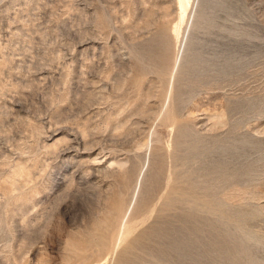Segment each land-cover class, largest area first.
I'll return each instance as SVG.
<instances>
[{"label": "rangeland", "instance_id": "rangeland-1", "mask_svg": "<svg viewBox=\"0 0 264 264\" xmlns=\"http://www.w3.org/2000/svg\"><path fill=\"white\" fill-rule=\"evenodd\" d=\"M262 128L264 0H0V264H216Z\"/></svg>", "mask_w": 264, "mask_h": 264}, {"label": "bare ground", "instance_id": "bare-ground-1", "mask_svg": "<svg viewBox=\"0 0 264 264\" xmlns=\"http://www.w3.org/2000/svg\"><path fill=\"white\" fill-rule=\"evenodd\" d=\"M178 1L182 12L185 13L189 0ZM185 129V124L179 126V137L186 133ZM262 133L264 134V131ZM240 172H234L236 176L231 184L232 190H229L231 193L229 202L221 198L218 204H215L217 212L216 264H264V185L261 184L262 182L258 183V181L253 184L254 179L252 180L250 176L251 172L250 174L248 171L243 174ZM191 190L184 187H174L170 192V198L165 206L166 209L170 210L182 204L193 205L199 197L192 194ZM228 203L231 204V208H228ZM182 219L188 221L189 216H183ZM181 223L183 224L182 221ZM127 232V235L122 234L121 231L116 233L118 235L116 241H114L116 245L126 243V249L122 250L123 253H131L136 248L139 240L146 234L140 232L138 236L128 242V235L132 231L128 229ZM162 232L163 230L159 228L149 234L160 238ZM120 262L122 263V261Z\"/></svg>", "mask_w": 264, "mask_h": 264}]
</instances>
